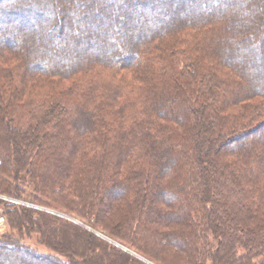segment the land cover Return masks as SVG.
<instances>
[{
  "label": "trees",
  "instance_id": "obj_1",
  "mask_svg": "<svg viewBox=\"0 0 264 264\" xmlns=\"http://www.w3.org/2000/svg\"><path fill=\"white\" fill-rule=\"evenodd\" d=\"M85 1L0 0V264H264V0Z\"/></svg>",
  "mask_w": 264,
  "mask_h": 264
},
{
  "label": "rangeland",
  "instance_id": "obj_2",
  "mask_svg": "<svg viewBox=\"0 0 264 264\" xmlns=\"http://www.w3.org/2000/svg\"><path fill=\"white\" fill-rule=\"evenodd\" d=\"M74 2L76 1V2H78V1H80V0H73ZM90 1H93V0H87V1H85V2H83V5H88L89 3H90ZM254 2V3H253ZM100 3L102 4V2L100 1ZM259 4V2L258 1H256V3H255V1H252L249 5H254L255 6V4ZM104 6V5H103ZM66 8H67V5L65 6ZM69 7H71V6H69ZM105 8V7H104ZM256 11H258V10H256ZM106 12L108 13V14H110V12H108L107 11V9H106ZM99 14H101V13H99ZM255 14H257V12H255ZM85 16H86V14H85ZM123 19V18H122ZM84 23H82L80 20H78L77 21V19H74V23H73V28H74V32L76 31L77 33H79V34H82V35H88V34H91L90 33V30L87 28V26L85 25H83ZM114 31H116L115 29H113ZM75 32V33H76ZM92 32V31H91ZM93 33V32H92ZM114 33H116V32H114ZM69 34V33H68ZM73 34V33H72ZM96 34V33H95ZM37 36H39L40 37V35H39V33L38 34H36ZM93 40H94V43L98 40V39H94L93 38ZM58 41V40H57ZM112 41V40H111ZM110 41V42H111ZM57 44V43H56ZM61 44V42H58V44L57 45H60ZM246 53H244L243 52V54H241V55H245ZM250 55V54H249ZM248 55V56H249ZM246 56V55H245ZM247 56V57H248ZM246 57V58H247ZM248 59H250V60H248L247 61V63H252V58H248ZM1 197V196H0ZM0 199H3V200H5V201H7V202H11V203H16V204H18V205H22V206H27V207H31V208H36V209H40V210H45V211H48V212H52V213H56L57 214V212H54V211H50V210H46V209H44V208H40V207H38V206H36V205H33L32 203H29V202H26V201H23V200H16V199H11V198H6L5 196L3 197H1ZM3 208L4 207H2V205L0 204V234H2V233H6V232H10V228H9V225H8V221H7V217L5 216V213H4V211H3ZM60 216H63V214H59ZM67 219H69V220H71V221H73V222H75V223H78V221L77 220H75V219H73V218H70V217H68V216H65ZM90 229V228H89ZM95 232V231H94ZM95 233H97V234H100V235H104L103 233H101V232H99V231H96ZM105 236V235H104ZM106 237V236H105ZM106 238H108V237H106ZM109 239V238H108ZM111 242L110 243H115L116 244V246L117 247H120L121 248V246L119 245V244H117L116 242H114V241H112L111 239H109ZM31 244V243H30ZM114 244V245H115ZM76 247V246H75ZM135 254V253H134ZM159 254H161L162 256H167L168 258H170V260L171 261H179V260H181V255H170V253L168 252V249H167V247H165L164 249H162L161 251H160V253ZM137 255V254H136ZM139 256V255H138ZM140 258H142L141 256H139ZM142 259H144V258H142ZM145 260V259H144Z\"/></svg>",
  "mask_w": 264,
  "mask_h": 264
},
{
  "label": "water",
  "instance_id": "obj_3",
  "mask_svg": "<svg viewBox=\"0 0 264 264\" xmlns=\"http://www.w3.org/2000/svg\"><path fill=\"white\" fill-rule=\"evenodd\" d=\"M97 234V233H96ZM98 236H100V237H102L103 239H105V240H107V241H109V242H111L108 238H106L104 235H100V234H97ZM113 243V242H112ZM113 244H115V243H113ZM116 245V244H115ZM122 249H124L123 247H121ZM125 251H127V252H129V253H132V252H130V251H128V250H126V249H124ZM134 256H136V257H138L140 260H142V261H144V262H146V263H148V264H151V263H149L148 261H146V260H144V259H142V258H140L138 255H136V254H134V253H132Z\"/></svg>",
  "mask_w": 264,
  "mask_h": 264
}]
</instances>
